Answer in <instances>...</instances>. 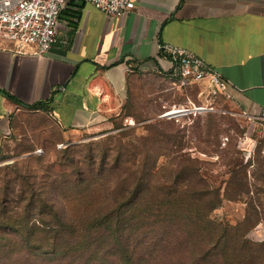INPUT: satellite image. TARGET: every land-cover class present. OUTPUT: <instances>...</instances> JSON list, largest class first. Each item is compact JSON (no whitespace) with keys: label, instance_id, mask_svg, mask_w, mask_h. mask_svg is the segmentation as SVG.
Instances as JSON below:
<instances>
[{"label":"trees","instance_id":"trees-1","mask_svg":"<svg viewBox=\"0 0 264 264\" xmlns=\"http://www.w3.org/2000/svg\"><path fill=\"white\" fill-rule=\"evenodd\" d=\"M2 91L50 111V100L25 103ZM127 103L111 129L132 115ZM156 122L149 136L129 127L67 145L54 161L29 154L0 165V264H264V240L246 236L250 218L228 226L211 216L230 194L183 152L174 121Z\"/></svg>","mask_w":264,"mask_h":264},{"label":"crops","instance_id":"crops-1","mask_svg":"<svg viewBox=\"0 0 264 264\" xmlns=\"http://www.w3.org/2000/svg\"><path fill=\"white\" fill-rule=\"evenodd\" d=\"M134 1L133 10L116 16L67 0L57 40L43 54L0 41V143L21 112L46 114L65 136L111 128L134 73L164 75L175 65L160 43L195 53L228 81L243 109L264 112V0ZM2 90L25 103L50 100V111L28 110Z\"/></svg>","mask_w":264,"mask_h":264},{"label":"rangeland","instance_id":"rangeland-1","mask_svg":"<svg viewBox=\"0 0 264 264\" xmlns=\"http://www.w3.org/2000/svg\"><path fill=\"white\" fill-rule=\"evenodd\" d=\"M197 85L180 87L174 80L155 72L134 73L128 82V107L118 119L119 129L97 128L65 136L46 114L21 112L13 120V129L0 146V165L11 164L27 155L54 161L67 145L99 142L108 134L135 127L132 135L149 136L158 122L174 121L181 129L183 152L198 161L201 173L210 182L230 194L211 216L224 225L241 224L250 218L247 238L264 240V115L243 109L229 94L200 96ZM209 100L212 110L179 117H162L174 107ZM208 102V101H207ZM135 118H138L137 121ZM111 127L113 122L111 121ZM166 129L167 125H162ZM58 143H64L58 147ZM33 150L18 154L20 150ZM41 149L40 152H36ZM164 151H166L163 148ZM166 153H168L166 151ZM173 156V153H170ZM171 158H161L163 162ZM23 164V162H20ZM245 192L237 198L238 184Z\"/></svg>","mask_w":264,"mask_h":264},{"label":"built area","instance_id":"built-area-1","mask_svg":"<svg viewBox=\"0 0 264 264\" xmlns=\"http://www.w3.org/2000/svg\"><path fill=\"white\" fill-rule=\"evenodd\" d=\"M87 1L99 10L116 16L136 7L134 0ZM66 3L67 0H0V41L8 42L17 51L34 46L38 54L47 52L57 40L59 18ZM159 49L175 61L173 68L164 74L173 79L175 84L187 87L208 78L209 84L201 88L200 96L228 94V81L195 53L171 43H160ZM190 102L191 105L166 110L161 116L197 115L213 109L209 100ZM63 146L64 143H58L59 148Z\"/></svg>","mask_w":264,"mask_h":264}]
</instances>
